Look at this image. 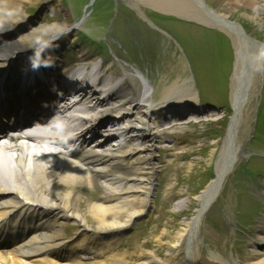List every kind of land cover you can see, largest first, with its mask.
I'll return each instance as SVG.
<instances>
[{
  "label": "bare ground",
  "instance_id": "6f19581e",
  "mask_svg": "<svg viewBox=\"0 0 264 264\" xmlns=\"http://www.w3.org/2000/svg\"><path fill=\"white\" fill-rule=\"evenodd\" d=\"M32 0H0V34L10 32L8 39L0 40V67L8 64V60L13 56H27L31 51H38L47 43L59 37L63 33L69 32V25L38 24L34 26L30 18L23 11V2ZM122 1V0H119ZM125 1V0H124ZM212 0H127L130 9L135 13L137 19L144 18L151 23H155L148 14L156 20L164 18L169 21V30L179 34L184 42H195L200 45L199 58L201 57L204 68L211 67L210 61L222 59V64H227L226 54L229 53L227 42L219 40L215 43L212 40L204 39L202 35L191 37L190 25H200L204 30L222 31L231 39L233 51L235 52V65L231 77V105L234 110V117L229 123V131L223 143L221 152L217 153L215 162L216 174L213 185L206 190V194L198 198L199 208L191 222L186 228L176 234L174 243L168 245L166 259L160 258L155 252L140 253L138 261L131 262L127 259L130 254L126 251H115L110 257H103L102 262L93 264H240L239 260H227L223 255L213 249H209L205 255L200 253L203 239L200 229L203 225L206 208L209 200L216 194L219 186L224 185L226 180L220 181L227 172L235 170L238 160L244 155L243 143L247 134V112L255 97L257 89V78L264 72V45L253 39V35L248 34L244 25L235 14L240 9H247L255 12L257 22L264 26V0H225V6L214 8L210 5ZM239 10V11H238ZM147 14V15H146ZM148 16V17H147ZM87 17V15H86ZM247 22V21H246ZM190 24V25H189ZM212 31V30H211ZM168 34V33H167ZM192 39V40H191ZM214 44L215 56L212 55L211 44ZM75 70L68 71L66 66L61 65L62 75H73L83 67L94 69V80L92 86L109 84V89H113L106 98L99 99L95 90L92 95L93 106L95 104L105 107L106 103H111L115 107V114H121L129 127H120V136L127 137V146L123 144L113 145L104 151L92 150L87 154L83 153L77 162H70L61 159L50 152H46L43 147L15 145L12 153L7 150H0V164L8 165L10 160L19 164L23 171V179L26 183L21 184V189L14 187L18 184L16 173H8L6 185L0 183V199L4 201L7 196L10 198L4 205L0 206V219L9 215L13 211L20 216L21 222L28 225L27 218L37 214L33 219L36 224L30 226L33 235L22 248H17L16 255H0V264H80L79 260H72L69 255L66 261L56 262L46 259L39 254L47 249L59 246L58 250L69 247L68 252L76 250L79 245H71L61 241V234L52 227L53 220L59 215L63 219H72L84 226L85 230L119 232L128 226L135 217L142 215L149 208V200L153 188V180L157 175V167L154 162L160 135L151 132L146 128L144 117L156 106H177L184 104L192 108L198 103V93L193 77L183 76L176 80L169 87H165L159 100H155L153 94L156 87L151 78L138 67L131 69L132 77L120 83L118 76L111 75L109 71H104L102 65L96 67L94 58L89 53H83ZM205 60V62H204ZM170 63L175 62L172 58ZM10 70L11 79L18 81L24 68L21 65ZM22 67V68H21ZM111 66H108V69ZM17 68V69H16ZM91 69V70H92ZM111 72V71H110ZM128 72V71H127ZM130 73V72H128ZM118 86H117V85ZM138 84V86H137ZM116 89L111 88V86ZM93 87L90 89L93 91ZM141 102V103H140ZM176 103V104H175ZM194 103V104H193ZM186 108V107H185ZM141 109V110H140ZM134 110H140L135 114ZM134 112V113H133ZM107 114V113H106ZM105 113L99 115L105 116ZM162 118L171 117L169 114L160 113ZM107 117V116H106ZM199 120L192 116L191 121ZM126 122L125 125H128ZM38 153L43 157H37ZM128 158L132 163L130 170L123 167L124 159ZM31 166V171L27 168ZM229 170V171H228ZM44 179V184L49 188V197H44L45 191L40 185ZM213 181V182H214ZM221 183V184H220ZM68 184L74 186H89L102 190V199L98 203L89 206V214L94 218V223L88 225L86 219L78 208L77 203L82 198V193L74 200V193L65 192L62 186ZM127 186V187H126ZM32 189L35 199L33 201L45 202L46 209H41L39 205L30 206L25 203V199L30 198L26 189ZM8 194L3 197V195ZM42 200V201H41ZM264 200V195H263ZM21 208L19 205H21ZM18 206V207H15ZM15 207V209H13ZM12 209V210H11ZM41 210L39 213L38 210ZM52 215L53 219L44 220ZM49 230L46 232L45 228ZM252 254L245 261L246 264H264V220L255 234ZM83 242V241H82ZM62 243H64L62 245ZM114 246V241L106 243L105 246ZM110 250L113 249L110 247ZM181 250H184V257H180ZM112 253V252H111ZM100 255V252L98 253ZM127 256V257H126ZM130 261V262H129Z\"/></svg>",
  "mask_w": 264,
  "mask_h": 264
},
{
  "label": "rangeland",
  "instance_id": "374dc122",
  "mask_svg": "<svg viewBox=\"0 0 264 264\" xmlns=\"http://www.w3.org/2000/svg\"><path fill=\"white\" fill-rule=\"evenodd\" d=\"M45 1L23 2L26 16ZM126 1L53 0L54 4L44 15L42 24L69 25V32L62 34V37H68L64 49L72 48L77 42L82 45L81 51L74 49L72 58H65L64 54V59H69L71 64L82 56V52L102 62L106 58L112 68L109 69V77L118 76L117 79L122 81L127 75L132 77L133 67L141 69L156 87L155 100L160 99L165 87L180 77H193L199 96L194 107L203 122L173 127L165 125L155 114L144 117L146 128L162 138L155 153L154 162L159 173L153 182V197L150 198L152 207L156 208L150 211L148 219L141 221L142 215L136 217L121 233L127 234L134 229L124 237L119 249L128 252L130 256H126L127 259L135 262L145 258L150 251L166 259L168 245L176 242V234L182 232L196 215L198 198L215 178L217 153L221 152L229 121L234 116L231 77L235 52L233 42L224 32L208 31L200 25L189 24L193 38L202 35L217 44L220 38L227 42L229 53L224 59L228 63L224 65L222 59L212 58L211 67L205 69L197 53L201 44L198 45L195 39L189 43L182 41L179 34L169 30V21L164 18L156 20L148 14L155 23L154 27L142 17L137 19ZM210 5L224 7L225 0H212ZM235 16L248 34L264 45V26L257 22L258 15L243 8ZM210 46L215 56L214 44ZM172 58L175 62L170 63ZM257 82L256 95L247 112L244 155L238 160L235 170L226 177L217 199L207 208L200 229L203 239L201 254L213 249L227 260L240 258V264H246L252 254L253 241L256 240L254 234H257L264 217V204L260 197L264 195V72L258 76ZM140 110H135V114L139 116ZM123 167L130 170L132 163L125 160ZM84 192L78 208L90 225L94 218L89 214V206L95 198H100L102 190L84 189ZM140 253L145 256L141 257ZM183 254L184 250H181L180 257H184Z\"/></svg>",
  "mask_w": 264,
  "mask_h": 264
},
{
  "label": "water",
  "instance_id": "95a60500",
  "mask_svg": "<svg viewBox=\"0 0 264 264\" xmlns=\"http://www.w3.org/2000/svg\"><path fill=\"white\" fill-rule=\"evenodd\" d=\"M228 171H229V170H228ZM229 172H230V171H229ZM229 172H227V174H228ZM227 174H226V175H224V176H223V178H221V179H220V181H221V182H222V181H223V179H224V178L227 176ZM211 201H213V200H211ZM209 205H210V203H209V204H207V207H208ZM207 207H206V208H207Z\"/></svg>",
  "mask_w": 264,
  "mask_h": 264
}]
</instances>
